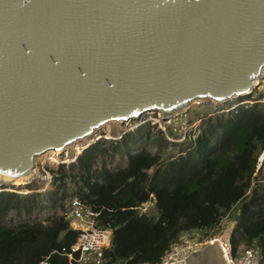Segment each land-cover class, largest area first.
Returning <instances> with one entry per match:
<instances>
[{
	"label": "water",
	"instance_id": "1",
	"mask_svg": "<svg viewBox=\"0 0 264 264\" xmlns=\"http://www.w3.org/2000/svg\"><path fill=\"white\" fill-rule=\"evenodd\" d=\"M263 68L264 0H0V187L105 124L237 101ZM168 264L228 263L216 241Z\"/></svg>",
	"mask_w": 264,
	"mask_h": 264
},
{
	"label": "trees",
	"instance_id": "2",
	"mask_svg": "<svg viewBox=\"0 0 264 264\" xmlns=\"http://www.w3.org/2000/svg\"><path fill=\"white\" fill-rule=\"evenodd\" d=\"M254 90L238 99L250 104L187 111V122L198 121L194 137L187 132L175 143L176 130L144 122L46 167L53 177L43 192L0 187V264H70L61 249H70L76 231L62 210L73 198L88 202L97 211L95 226L109 230L101 264L156 261L189 230L214 231L222 219L231 222V253L249 247L264 264V172L255 175L264 150V100ZM150 194L149 212L139 213L135 206ZM42 210L40 219L10 223L11 214L29 218Z\"/></svg>",
	"mask_w": 264,
	"mask_h": 264
},
{
	"label": "built area",
	"instance_id": "3",
	"mask_svg": "<svg viewBox=\"0 0 264 264\" xmlns=\"http://www.w3.org/2000/svg\"><path fill=\"white\" fill-rule=\"evenodd\" d=\"M253 89H259L262 92V100H264V68L262 69L260 76L257 77L256 83ZM259 101V100H258ZM254 101L241 100L234 103L229 109H232L239 104H250ZM140 120V119H139ZM137 124L144 123L139 121ZM146 121V120H145ZM154 121L149 120V123ZM197 132V131H195ZM194 133V132H193ZM196 133L192 136L194 137ZM264 158V150H262L256 159V168L260 165ZM61 164V163H59ZM53 177V172L48 168L40 165L38 173H35L34 179H38L40 184L43 183V187H36L34 192L43 191L50 180ZM33 179V180H34ZM32 180V181H33ZM31 181V182H32ZM153 204L152 195L150 194L148 199L140 202L135 206L139 213H146L147 208ZM97 211L92 206L83 200L73 199L64 206L62 210L63 219L67 220L70 227L76 231V240L71 245L70 249L65 251L61 249L68 263L70 264H101L102 263V251L108 245L109 242V230L95 226V217ZM224 220V219H222ZM222 220L218 225H221ZM73 224L75 227L71 226ZM210 229H193L182 235L176 242L170 244L156 261H142L135 264H168L170 262H176L177 260L184 258L189 251L198 249L207 243L219 242L220 248L224 254L225 261L228 264H258L259 256L257 252L249 247H243L239 251H235L233 254L230 250V245L227 241L226 231L220 235H211L207 231ZM38 264H46V260L42 259Z\"/></svg>",
	"mask_w": 264,
	"mask_h": 264
},
{
	"label": "rangeland",
	"instance_id": "4",
	"mask_svg": "<svg viewBox=\"0 0 264 264\" xmlns=\"http://www.w3.org/2000/svg\"><path fill=\"white\" fill-rule=\"evenodd\" d=\"M254 92H255V94L256 93L262 94V92L259 89H255ZM255 94L252 96H255ZM255 97H257V96H255ZM237 101H239V100H237ZM207 103H210L209 105H211V106L212 105L220 106L221 107L220 109H222L223 111H227L231 107V106H229V104L236 103V101L235 100L229 101L228 103H225V104H217V103L210 102V101L205 102V103L192 102L188 106L187 110H185L186 112L182 113L181 115L171 117V118L166 119V120H161V118L159 117V115L156 112H148V113L142 115L140 117L139 121H144V122L149 123V120H152L154 122L149 123V124L154 125L156 128H160L161 130H163L166 126H169L170 128L176 130L177 133L180 134V136L175 138V139H172L171 141H174L175 143H177V141L181 140L183 138V135L187 132H190L192 136L195 133L197 134V132H195V131H197L198 121L187 122L186 121V116L188 117V114L186 115L187 111L188 112L190 110L201 111L200 106H204V108H202V109H206V108H208V107H205V105H208ZM137 123H138V121L124 122V123H108V124H105L104 126H102L99 130L95 131L89 137L84 138L81 141H78V142L70 145L67 149H65L60 154H56L52 150H50V151L44 152L40 155H37L34 159V167H35L36 173L39 172L41 164H43L44 167L55 168L59 163H67V162L73 160V158L87 144L93 142L94 140H96L100 137L101 138H117L118 135L121 134L122 132L134 128L137 125ZM155 127L153 129H156ZM169 139H170V137H169ZM147 148L150 151H153V147L147 146ZM263 172H264V159H262L260 165L258 166V168H256L255 175L257 176L259 173H263ZM38 186L43 187V183L40 184V181L38 179H34L32 182H30L28 184H21V185H17V186H15V185H4L1 187H2V190H8V191H14L17 193H21V194H26V193L31 192L32 190H34ZM47 186L45 188H43V191L47 188ZM43 191L41 190L40 192H43ZM73 199H77V198H73ZM72 200H70V201H72ZM67 201L68 200L65 201L64 206L67 204ZM151 205L147 208V210H148L147 212H149ZM45 214H46L45 210L38 211L35 214H31L29 218H27L23 215L21 217H18L17 215L11 214L12 218L10 219V223L16 224L18 221H22V220H33L34 218L40 219ZM229 227H230L229 225L225 224V220H222L221 225H218L214 231L209 230L207 232L211 235H220V234H223L224 231H226V234H227V230H229ZM242 247H243L242 245L237 247L236 252L239 251Z\"/></svg>",
	"mask_w": 264,
	"mask_h": 264
},
{
	"label": "crops",
	"instance_id": "5",
	"mask_svg": "<svg viewBox=\"0 0 264 264\" xmlns=\"http://www.w3.org/2000/svg\"><path fill=\"white\" fill-rule=\"evenodd\" d=\"M225 224L231 226V222H230V221H227L226 219H225ZM71 226H72L73 228L75 227L73 224H71Z\"/></svg>",
	"mask_w": 264,
	"mask_h": 264
},
{
	"label": "bare ground",
	"instance_id": "6",
	"mask_svg": "<svg viewBox=\"0 0 264 264\" xmlns=\"http://www.w3.org/2000/svg\"><path fill=\"white\" fill-rule=\"evenodd\" d=\"M48 151H50V150H48ZM47 152V151H46ZM14 185H17V183H13Z\"/></svg>",
	"mask_w": 264,
	"mask_h": 264
}]
</instances>
